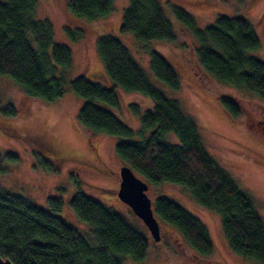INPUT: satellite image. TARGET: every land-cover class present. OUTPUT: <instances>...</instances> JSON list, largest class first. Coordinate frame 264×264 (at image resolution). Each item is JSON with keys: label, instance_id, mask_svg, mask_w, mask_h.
Returning a JSON list of instances; mask_svg holds the SVG:
<instances>
[{"label": "trees", "instance_id": "trees-1", "mask_svg": "<svg viewBox=\"0 0 264 264\" xmlns=\"http://www.w3.org/2000/svg\"><path fill=\"white\" fill-rule=\"evenodd\" d=\"M128 2L121 32H131L143 42L165 39L175 43V29L159 0ZM69 6L76 16L98 20L112 11L113 0H69ZM35 10L36 0L0 2V75L10 77L28 96L53 101L65 92V72L71 66L72 52L67 45L53 41L52 24L36 19ZM172 11L194 35L201 68L219 81L246 88L264 99V61L248 53L260 46L251 21L242 16L218 15L214 23L199 28L183 8L173 7ZM78 31L65 27L74 40L82 36ZM97 50L115 86L103 87L82 74L70 82L84 99L78 113L81 125L131 138L134 130L97 101L119 107L116 86L150 97L152 110L141 112L139 105L129 104L140 116L143 129L149 131L148 136L117 142V156L151 184L170 182L185 187L198 204L220 215L223 234L235 253L264 264V220L252 197L206 150L199 125L183 112L177 100L149 80L119 36L106 32L98 38ZM149 65L157 78L172 88L179 87L176 69L160 52L150 51ZM218 99L231 117L241 115L240 103L232 95L223 94ZM0 111L15 114L11 105ZM166 133H174L179 142H169ZM48 202L50 210L0 188L2 256L15 264H122L126 256L137 261L145 257L147 237L121 213L82 190L72 197L71 205L81 220L95 227L92 237L56 214L62 208L60 197L51 196ZM154 211L199 255L212 254L214 244L207 226L174 199L156 197Z\"/></svg>", "mask_w": 264, "mask_h": 264}, {"label": "rangeland", "instance_id": "rangeland-1", "mask_svg": "<svg viewBox=\"0 0 264 264\" xmlns=\"http://www.w3.org/2000/svg\"><path fill=\"white\" fill-rule=\"evenodd\" d=\"M159 1L175 29V43L165 39L143 42L131 32H121L128 0H113L112 11L98 20L73 14L69 0H36L35 18L52 24L53 41L70 48L72 63L65 72V92L53 101L28 96L10 77L0 75V108L11 105L15 109L13 115L0 111L3 167L0 188L47 210L51 209L48 199L60 197L62 208L56 214L88 237H92L95 227L81 220L71 205L79 189L121 213L149 242L143 260L126 256L122 264H259L235 253L223 234L220 215L198 204L179 184L148 182L147 193L153 200V208L156 197L169 196L207 226L214 244L208 256L199 255L172 225L157 215L161 239L154 241L144 222L119 198L118 172L123 162L115 152V145L121 140H141L148 136L149 131L143 129L140 116L132 112L129 104L136 103L141 112L152 110L154 102L150 97L116 86L119 107L97 101L134 130L131 138L95 132L79 122L78 113L84 99L72 89L70 82L82 74L103 87L115 86L97 50L98 38L106 32L114 33L149 80L177 100L183 112L195 120L206 150L229 172L240 189L252 197L264 220V99L246 88L219 81L201 68L194 35L172 11L173 7L183 8L195 18L199 28L214 23L218 15L248 19L255 25L260 39L259 48L248 53L264 61V0ZM65 27L79 30L82 36L72 39ZM151 50L160 52L174 66L179 76L178 88L168 86L154 75L149 65ZM223 94L232 95L240 103L242 113L238 118L231 117L221 105L218 98ZM165 139L179 142L174 133H166Z\"/></svg>", "mask_w": 264, "mask_h": 264}, {"label": "water", "instance_id": "water-1", "mask_svg": "<svg viewBox=\"0 0 264 264\" xmlns=\"http://www.w3.org/2000/svg\"><path fill=\"white\" fill-rule=\"evenodd\" d=\"M119 198L128 204L144 222L154 241L161 239L160 222L155 215L153 200L148 195L149 183L138 176L127 164L120 167ZM0 264H15L9 257L0 254Z\"/></svg>", "mask_w": 264, "mask_h": 264}, {"label": "flooded vegetation", "instance_id": "flooded-vegetation-1", "mask_svg": "<svg viewBox=\"0 0 264 264\" xmlns=\"http://www.w3.org/2000/svg\"><path fill=\"white\" fill-rule=\"evenodd\" d=\"M56 156H59V155H56ZM119 173V172H118Z\"/></svg>", "mask_w": 264, "mask_h": 264}]
</instances>
